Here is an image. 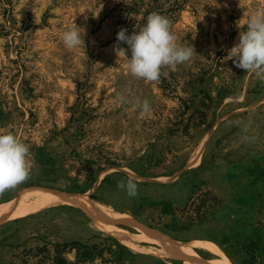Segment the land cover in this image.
I'll use <instances>...</instances> for the list:
<instances>
[{
    "label": "rangeland",
    "instance_id": "obj_1",
    "mask_svg": "<svg viewBox=\"0 0 264 264\" xmlns=\"http://www.w3.org/2000/svg\"><path fill=\"white\" fill-rule=\"evenodd\" d=\"M122 1L0 0V129L29 147L30 166L23 182L0 191V213L10 209L0 217V264H103L81 245L107 236L133 254L118 264H194L162 252L158 240L203 261L223 255L243 264L246 250L225 248L239 240L264 261V80L226 58L264 0H187L172 32L195 52L162 66L155 81L131 74L129 55L117 53ZM75 25L86 46L69 49L62 36ZM144 100L150 111L141 116ZM191 170L205 176L202 192L220 206L183 237L149 227L129 210L127 191L103 183L125 174L136 194L174 199L184 192L170 186ZM36 191L58 201L10 217ZM87 199L107 215L128 216L137 230L117 226L140 238L151 232L153 241L122 242L83 208Z\"/></svg>",
    "mask_w": 264,
    "mask_h": 264
},
{
    "label": "clouds",
    "instance_id": "obj_2",
    "mask_svg": "<svg viewBox=\"0 0 264 264\" xmlns=\"http://www.w3.org/2000/svg\"><path fill=\"white\" fill-rule=\"evenodd\" d=\"M127 29L121 28L117 33V42H125L130 49L127 62L131 74L146 81L159 79L162 66H175L188 61L194 51L191 46H179L167 17L158 12L150 13L146 23L130 35ZM63 43L69 49L86 46L85 29L75 25L64 31ZM239 42L228 50L227 59L236 58L237 67L246 73L264 80V8L250 14L246 29L239 34ZM118 52L128 51L117 48ZM140 115L150 111V104L144 100L140 104ZM29 147L12 131L0 129V191L23 182L29 175ZM118 187L125 189L127 194L137 193L135 178L129 176L127 181L118 182Z\"/></svg>",
    "mask_w": 264,
    "mask_h": 264
},
{
    "label": "trees",
    "instance_id": "obj_3",
    "mask_svg": "<svg viewBox=\"0 0 264 264\" xmlns=\"http://www.w3.org/2000/svg\"><path fill=\"white\" fill-rule=\"evenodd\" d=\"M186 1L123 0L119 5L116 16L115 42H117V33L121 28L127 29L126 34L129 35L134 31H138L146 23L147 16L152 12H158L167 17L173 31V25L176 23L179 12L183 10ZM118 44L128 51V53L125 52L127 55H130L129 46L125 42H119ZM186 174L187 177L181 183L170 186V190L174 192H184L183 196L172 199L163 195L160 199H155L149 193H138L129 198L131 213L149 227L161 229L177 237H183L193 227L210 223L220 206V200L210 191L202 192V187L208 183L202 173L191 170ZM127 179V175L119 174L116 179L108 177L103 183L115 192L120 193L126 190L118 187V182L121 180L127 181ZM91 198L98 200L96 193L92 194ZM179 211L187 214L186 218L179 216ZM104 240V244L81 245V249L93 250L103 264H118L126 256L133 257V254L116 239L107 236L104 237ZM231 247L246 250L249 257L243 261V264H264V261L258 260L251 247L243 246L239 240H235L225 248L228 250ZM58 258L59 264L67 263L65 259Z\"/></svg>",
    "mask_w": 264,
    "mask_h": 264
},
{
    "label": "bare ground",
    "instance_id": "obj_4",
    "mask_svg": "<svg viewBox=\"0 0 264 264\" xmlns=\"http://www.w3.org/2000/svg\"><path fill=\"white\" fill-rule=\"evenodd\" d=\"M32 194H38V196L36 197V200L32 201L30 199L31 198L30 195L25 197L22 200V203L19 206V209L15 213L10 214V217L13 218L18 215H22L25 212L32 211L34 208L39 207L41 204L58 201L57 197H53L51 200H49L51 194L49 196V193L47 194V192L36 191L34 193L32 192ZM63 201H67V200H63ZM67 202L73 203L74 200H69ZM81 205L87 212L91 213L98 220H100L102 224L107 228V230L112 232L119 240H121L122 242L128 245H131L130 244L131 240H143L146 242H152L154 239L153 233L151 232H146V236L143 238H140L134 234H131V232H127L125 229L119 228L117 225L125 226L129 229L137 230V227L135 226L136 225L135 222H133V220L129 218L128 216H121L119 214L107 215L101 210V208L97 207L94 201L91 199L84 200ZM9 211L10 209L8 210V212L0 213V217L9 214ZM155 244L162 249V252H165L168 255L175 257V258L191 261L194 264H231L222 254H221L222 255L221 259L203 261L201 260L200 257L197 256L195 252H193L191 248H188L185 246H173L172 244H165L161 242V240L160 241L158 240V242H156ZM214 253L219 254L216 252Z\"/></svg>",
    "mask_w": 264,
    "mask_h": 264
}]
</instances>
